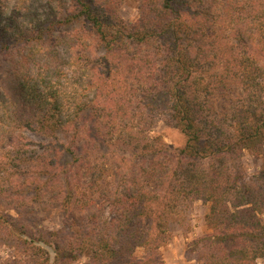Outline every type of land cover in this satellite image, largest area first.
<instances>
[{
  "label": "trees",
  "instance_id": "trees-1",
  "mask_svg": "<svg viewBox=\"0 0 264 264\" xmlns=\"http://www.w3.org/2000/svg\"><path fill=\"white\" fill-rule=\"evenodd\" d=\"M127 1L0 0V264H264V0Z\"/></svg>",
  "mask_w": 264,
  "mask_h": 264
},
{
  "label": "rangeland",
  "instance_id": "rangeland-1",
  "mask_svg": "<svg viewBox=\"0 0 264 264\" xmlns=\"http://www.w3.org/2000/svg\"><path fill=\"white\" fill-rule=\"evenodd\" d=\"M121 16L128 22H136L138 19V5L133 0H128L121 9ZM237 95L217 100L219 108H228ZM160 136L163 142L174 150H181L186 145V138L180 132L164 122H160L154 131V136ZM29 143L32 146H44L51 142V139L45 138L41 135L31 132H25ZM262 161L250 154H246L244 158V165L247 172L252 175L262 168ZM46 212L37 217V225L47 231L60 230L63 225V216L58 209L56 202L47 203L45 205ZM208 213V206L202 202H197L191 211V226L192 231L188 237H184L180 233L170 239L161 251L162 257L166 264H198L197 262L189 261L186 257L187 245L195 238H199L208 234L210 231L206 224V215ZM8 254L7 249L0 247V256L6 257ZM142 252L138 256H143ZM76 264H86V260H82Z\"/></svg>",
  "mask_w": 264,
  "mask_h": 264
}]
</instances>
